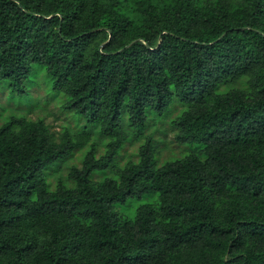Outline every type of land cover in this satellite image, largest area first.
Instances as JSON below:
<instances>
[{
	"label": "trees",
	"instance_id": "1",
	"mask_svg": "<svg viewBox=\"0 0 264 264\" xmlns=\"http://www.w3.org/2000/svg\"><path fill=\"white\" fill-rule=\"evenodd\" d=\"M0 264H264V0H0Z\"/></svg>",
	"mask_w": 264,
	"mask_h": 264
},
{
	"label": "rangeland",
	"instance_id": "2",
	"mask_svg": "<svg viewBox=\"0 0 264 264\" xmlns=\"http://www.w3.org/2000/svg\"><path fill=\"white\" fill-rule=\"evenodd\" d=\"M49 114L42 113L45 115V120L47 123H50L53 126L54 130H60L61 126L63 124H66V119L64 115L59 114V111L57 108L53 106V104H49ZM176 148V147H175ZM135 149V146H128L127 150L132 151ZM137 203H133L129 209H125V212L128 213V215L132 214V211L134 210Z\"/></svg>",
	"mask_w": 264,
	"mask_h": 264
}]
</instances>
